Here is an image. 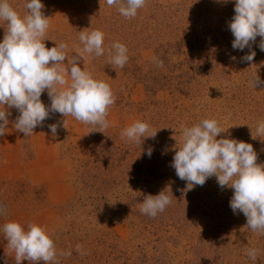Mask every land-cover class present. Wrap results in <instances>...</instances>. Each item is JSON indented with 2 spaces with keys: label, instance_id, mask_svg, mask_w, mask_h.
I'll return each instance as SVG.
<instances>
[{
  "label": "rangeland",
  "instance_id": "obj_1",
  "mask_svg": "<svg viewBox=\"0 0 264 264\" xmlns=\"http://www.w3.org/2000/svg\"><path fill=\"white\" fill-rule=\"evenodd\" d=\"M27 2L9 0L21 17L28 14ZM41 3L49 19L65 25L72 21L68 33L44 38L47 48L64 42L66 51L75 53L76 46L82 47L80 31L104 33L105 54H85L79 66L110 85L115 103L103 132L81 122L72 123L71 130L57 124L59 165L49 164L48 177L37 184L18 168L15 172V160L6 156L4 161L0 151V207H6L0 227L15 221L26 230L31 223L46 228L58 253L50 264H264V235L246 226L242 212L233 213L234 190L221 189L215 176L189 190L171 167L182 143L181 125L191 127L203 119H216L225 130L217 139L250 143L257 163L264 164V136L256 137L264 120L262 38L257 36L243 51L233 49L229 24L235 0H147L130 19L106 0ZM6 29L0 21V42ZM114 42L128 50L122 69L109 63L107 50ZM251 51L254 59L243 60ZM257 78L260 83L253 87ZM47 97L45 90L40 99L50 106ZM135 121L148 123L149 132L158 130L155 138H142L140 146L122 138V130ZM27 141L24 137L20 149L24 158L33 155ZM161 191L171 204L154 218L142 214L145 197ZM250 248L258 250L256 260L246 254ZM61 251L71 255H59ZM7 253L0 231V264H15V254Z\"/></svg>",
  "mask_w": 264,
  "mask_h": 264
},
{
  "label": "clouds",
  "instance_id": "obj_2",
  "mask_svg": "<svg viewBox=\"0 0 264 264\" xmlns=\"http://www.w3.org/2000/svg\"><path fill=\"white\" fill-rule=\"evenodd\" d=\"M147 0H106L109 7L118 6V12L125 18H134L138 9L145 6ZM227 2V0H225ZM28 14L21 17L10 5L9 0H0V21L7 23V29L0 42V136L5 134L9 123L5 106L15 107L20 115L14 127L25 136L33 134L37 126H43L50 112L71 116L83 124L109 127L107 115L115 103V96L110 85L96 80L87 70L79 66L85 54L96 57L105 54L103 47L104 33L100 30L80 31L78 40L82 47L76 46V56L69 57L68 45L64 42L47 48L44 41L49 18L42 11L41 0H28L25 4ZM235 15L229 28L234 36L233 49L243 51L262 39L259 48L264 51V0H235ZM127 47L114 42L107 50L109 63L123 68L128 61ZM255 52L242 57L252 61ZM67 58V65L63 67ZM235 59V57H232ZM159 66L163 62L159 61ZM260 81L255 79L252 86ZM47 90L51 104L46 106L40 99ZM65 127V120L63 122ZM51 134H57L58 125L48 126ZM150 125L135 121L121 132L122 138L141 145L142 138H155L157 131L149 132ZM182 143L176 146L171 167L176 175L187 182V188L203 186L206 180L215 176L221 189L229 187L234 190L230 199V208L234 214L242 212L247 218V227L253 232L264 235V164L257 163V153L250 143L236 139L220 138L225 132L216 119H203L191 127L181 125ZM264 136V120L256 128V137ZM253 139L254 137L252 135ZM153 149H147L151 157ZM172 200L165 191L158 195H148L140 206V212L150 217L165 211ZM0 214H6V207H0ZM127 219V218H126ZM7 241L8 253H14L15 264L28 260L37 264L43 261L50 264L57 259V249L53 239L43 226L31 223L27 230L18 222L9 221L0 227ZM76 250L83 255L81 245ZM248 257L257 259L258 250H247ZM59 255L70 256L71 252ZM7 264V261H5Z\"/></svg>",
  "mask_w": 264,
  "mask_h": 264
},
{
  "label": "crops",
  "instance_id": "obj_3",
  "mask_svg": "<svg viewBox=\"0 0 264 264\" xmlns=\"http://www.w3.org/2000/svg\"><path fill=\"white\" fill-rule=\"evenodd\" d=\"M73 15H77V14H75L74 12ZM73 18L75 17L73 16L72 19ZM49 21H50V27L48 28L46 32V36L54 32L68 33L70 31L69 27H70V24L72 23V21L70 22V20L66 22L67 23L66 25L68 28L66 27L65 22L64 21L62 22L58 18L49 19ZM68 54H69V57L77 55L76 53H71V52H68ZM62 66L70 67V65H67V58H66L65 64H62ZM47 102H49L48 105L51 104V100L49 96L47 97ZM2 107L3 106H0V108ZM5 109L7 112H11V115L8 116L9 123L6 126L7 129L5 130V134L3 136H0V140L2 142L0 151H1V154L4 155L3 159L5 161L6 156H7L9 158L8 160H15L16 163L15 165L12 166V168H15V172L18 171L19 169V171L21 172L19 174L22 177L30 178L31 184H37L39 180L41 179V177H48L44 175L46 174L48 175L47 172H48L49 164L53 166L57 164L59 162L58 159L62 155L61 145L57 142L55 137L51 134L50 128L48 126L51 124H58L59 127L60 126L64 127L63 122L65 120L64 128H68V130H71L72 123H76L79 121H76L71 116L64 117L60 113H57L55 115L54 112H50L51 117L44 121L43 126H37L33 130L32 135L25 136L24 133L19 132L14 127L15 121L17 117L20 115L19 111L15 107L9 109L7 108V106H5ZM54 118L57 119L56 123H54ZM24 137H27V140H28L27 142L29 143L31 149L33 150V155L27 158H24L23 156L20 155V149L23 146ZM54 146L56 147L59 146V148H57L58 150L50 149L51 147L56 148ZM19 157H23V159H20ZM58 165L59 163L57 164V166ZM9 172H11V168H9ZM52 176L55 177V174H52Z\"/></svg>",
  "mask_w": 264,
  "mask_h": 264
}]
</instances>
